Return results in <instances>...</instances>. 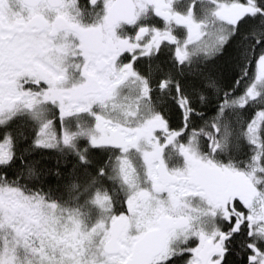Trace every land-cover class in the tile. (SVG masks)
I'll use <instances>...</instances> for the list:
<instances>
[{
	"label": "snow or ice",
	"instance_id": "6c2138e0",
	"mask_svg": "<svg viewBox=\"0 0 264 264\" xmlns=\"http://www.w3.org/2000/svg\"><path fill=\"white\" fill-rule=\"evenodd\" d=\"M0 264H264V0H0Z\"/></svg>",
	"mask_w": 264,
	"mask_h": 264
},
{
	"label": "flooded vegetation",
	"instance_id": "af4514ba",
	"mask_svg": "<svg viewBox=\"0 0 264 264\" xmlns=\"http://www.w3.org/2000/svg\"><path fill=\"white\" fill-rule=\"evenodd\" d=\"M166 54H167V50H165L164 53L160 54V56H159L160 61H161V60H165V56H166ZM144 62H147V58H144ZM153 63H155V61H153ZM143 66H144V64L142 63V64H141V67L143 68Z\"/></svg>",
	"mask_w": 264,
	"mask_h": 264
},
{
	"label": "trees",
	"instance_id": "16d2710c",
	"mask_svg": "<svg viewBox=\"0 0 264 264\" xmlns=\"http://www.w3.org/2000/svg\"><path fill=\"white\" fill-rule=\"evenodd\" d=\"M161 62H165V60H161ZM245 151H246V149H245Z\"/></svg>",
	"mask_w": 264,
	"mask_h": 264
}]
</instances>
